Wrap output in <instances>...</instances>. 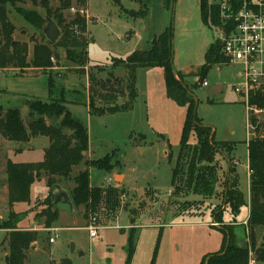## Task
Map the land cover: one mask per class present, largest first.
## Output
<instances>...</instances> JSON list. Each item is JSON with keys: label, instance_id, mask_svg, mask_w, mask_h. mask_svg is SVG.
<instances>
[{"label": "rangeland", "instance_id": "1", "mask_svg": "<svg viewBox=\"0 0 264 264\" xmlns=\"http://www.w3.org/2000/svg\"><path fill=\"white\" fill-rule=\"evenodd\" d=\"M118 1L119 6L112 0H87V14L85 11L83 14L76 0H70V8L64 11L66 18H72L77 12L88 16L86 65L79 57L80 50L74 51V56L71 57L66 50L54 48L52 67L49 70H26L23 75L18 70H0V108L18 109L24 124L29 121L28 101L48 102L49 98L58 99L64 91V98L68 101L67 109L88 130L89 156L84 155L85 161L96 162L107 155L112 157V160L108 158L113 165L109 173L94 164L88 168L90 185L102 187L108 182V174H115L114 186H117L106 188L121 192L120 220L104 224L105 228H101L96 221L94 229H97V236L90 239L84 228L90 225L89 220L86 222L83 215L77 212L67 214L66 218L47 226L44 217L47 206L43 202L48 189L42 184H33L30 196L35 199L28 206H19V211L9 212V215L17 216L14 226L18 231L36 229L31 231L37 234L34 243L36 249L31 250L30 247L28 250V264H200L206 253L212 254L219 250L217 236L213 234L217 230L208 225L212 223L210 214L214 216L220 213L223 192L217 195L216 201L209 204L210 196L203 192L194 194L192 188L187 187L184 180L186 170L181 166L176 179L179 186L169 193L185 109L167 98L163 70L159 67L137 69V98L132 111L103 116H91L87 112L88 74L93 73L101 80H122L128 75V71L124 65L113 68L111 59L125 60L133 52L148 51L152 40L169 27L173 31V67L178 73L190 70L184 75L183 82L192 90L198 102L197 117L204 126L211 128L217 143L234 144V152L218 153L212 165L200 166L201 169L208 167L214 172L209 190L213 191L218 179L223 188L225 176L232 168L229 175L234 178L233 186L230 187L237 191L239 180L240 191L242 194L246 192L249 171L245 141L264 136V132L261 129L256 133L253 125L248 127L250 122L242 99L234 93L236 79L233 67H225L220 72L211 67L205 78L207 86L202 83L193 88L198 80L195 77L197 68L203 65L204 52L218 39L216 32L202 24L198 0H175L168 7L163 0ZM218 1L209 0L211 4ZM51 4L56 7L58 0H53ZM16 7L25 11L34 10L45 21L41 29L36 28L25 22L18 11L8 7L9 19L15 27L13 37L27 43L29 56H32L35 43L47 42L42 34L46 25V13L39 7H33L30 0L17 4ZM83 64L85 68L79 66ZM50 80L53 83L51 89ZM121 83L119 90L124 97H119L118 104L127 98L124 88L127 83ZM100 106L102 105L95 101V108ZM256 118L257 124L264 127V117ZM38 138L40 139L32 142L37 150L36 154L40 152L45 139ZM13 146L16 144L1 142L0 152L6 155ZM224 149H228V146ZM222 155L228 160V172ZM5 162L2 155L0 188L6 183ZM86 169L84 162L73 167L71 177ZM209 171L202 170L200 176ZM119 172L125 175L124 184ZM197 185V191H205V183ZM5 201V195L0 193V253L6 250L2 243L6 233L3 225L9 218L5 212ZM246 216L247 210L242 207L234 218L229 210L223 212L221 217L224 223L229 219L234 220L232 222L235 224L234 232L239 246L247 244L244 235L246 223L242 225ZM99 220L101 221V217ZM56 222L57 227L62 230L56 233L55 243L49 245L46 229L55 226ZM215 223L218 229L231 226L222 225V221ZM10 232L11 230L7 231V235ZM131 236L133 253L129 257ZM32 252L34 253L31 254ZM0 264H3L1 254Z\"/></svg>", "mask_w": 264, "mask_h": 264}, {"label": "trees", "instance_id": "2", "mask_svg": "<svg viewBox=\"0 0 264 264\" xmlns=\"http://www.w3.org/2000/svg\"><path fill=\"white\" fill-rule=\"evenodd\" d=\"M26 0H0V70H25L45 71L52 67L51 59L54 56L53 49L61 48L67 51L69 56H74V51L80 50L79 57L85 65L87 59L88 39L86 37V17L83 15L87 0H76L77 6L83 14L75 13L72 18H66L64 11L70 8V0H58L56 7L52 6L53 0H30L33 7H39L46 13L60 29V36L54 43L34 44L32 56L28 59L29 48L25 42L14 39L15 27L7 16V7L10 6L18 11L25 22L41 29L45 23L34 12L17 8V4H23ZM119 6L118 0H112ZM175 0H163L166 7L172 5ZM200 17L204 26L212 29L219 24L218 8L209 0H199ZM18 9V10H17ZM172 40L173 31L169 27L158 38H154L151 47L146 52H133L125 60L111 59L113 68L124 65L128 75L121 80L107 82L101 80L95 74H88V114L91 116L113 115L132 110L137 98L136 71L139 68L159 67L163 70L165 93L168 99L177 106L185 109L184 120L179 140V151L175 166L172 170L171 186L176 190V179L181 166L185 167L184 180L188 188H192L194 194L204 193L211 196L210 182L214 178V172L201 165H212L215 156L224 151L233 152L234 146L227 143H217L211 128L203 125L197 117V100L192 90L184 84V75L174 70L172 63ZM221 44L214 41L204 54V64L198 69L197 84L204 83L205 78L215 65H222L224 58L221 53ZM84 64L79 65L85 68ZM85 66V67H84ZM75 69V68H74ZM127 83L124 87L127 98L121 104L118 99L123 98L119 88L121 82ZM53 83L50 80L49 89ZM50 93V90H49ZM95 101L102 105L95 108ZM68 101L64 98V91L58 99L49 98L48 102L28 101L29 121L23 123L18 109L4 110L0 108V137L12 143H27L31 139L44 137L48 140V147L44 150V158L40 163L34 164H6L7 200L11 207L16 203H29L31 186L44 180L48 189V196L43 202L47 206L44 212L47 226L52 225L57 219V211L52 212L51 195L60 185L72 181L74 188L70 198L75 209L83 207L85 220L95 219L102 224L109 223L115 218L121 208L119 199L121 192L104 187H91L88 168L94 164L97 168L109 173L113 166L110 163L112 157L107 155L96 162L85 161L83 153L88 151V131L86 125L75 118L67 109ZM249 105L264 110V87H260L249 94ZM257 133L263 129L254 118L250 119ZM72 136V138H70ZM193 137L195 142L190 143ZM228 146V149H224ZM230 146V147H229ZM249 176V217L245 227L247 244L239 246L235 235L234 226L219 228L221 245L217 252L205 255L200 264H249L252 257L254 264H264V136L252 139L247 145ZM108 158H111L108 160ZM184 161V162H183ZM85 164L86 170L71 177L73 167ZM183 162V163H182ZM202 170L209 171L202 173ZM232 173V168L230 172ZM205 183V191H197V184ZM225 203L229 211L235 216L246 205L243 194L230 187L232 180L226 184ZM209 198V197H208ZM17 216L9 215L8 222L3 225L4 229L11 230L8 234V255L5 264H24L26 253L31 245L37 240V234L31 231H18L14 226ZM222 213L214 215L216 222L222 221ZM234 218V217H233ZM132 239L130 237L128 256L133 253ZM62 264H68L63 262Z\"/></svg>", "mask_w": 264, "mask_h": 264}, {"label": "built area", "instance_id": "3", "mask_svg": "<svg viewBox=\"0 0 264 264\" xmlns=\"http://www.w3.org/2000/svg\"><path fill=\"white\" fill-rule=\"evenodd\" d=\"M215 5L219 24L211 30L218 34L225 65L235 70L234 93L242 98L248 127H252L251 118L264 117V110L249 105L250 92L264 87V0H219ZM95 222L91 219L86 228L90 238L97 233ZM249 264L254 261L250 259Z\"/></svg>", "mask_w": 264, "mask_h": 264}, {"label": "crops", "instance_id": "4", "mask_svg": "<svg viewBox=\"0 0 264 264\" xmlns=\"http://www.w3.org/2000/svg\"><path fill=\"white\" fill-rule=\"evenodd\" d=\"M198 9H199V15H200V3H199V0H198ZM9 8H11L10 6H8ZM8 7H7V16H8V18H9V12H8ZM13 9V8H12ZM85 13L87 14V10L85 9ZM200 19H201V17H200ZM10 20V19H9ZM11 22V21H10ZM202 22V21H201ZM12 23V22H11ZM87 23H88V16L86 15V25H87ZM13 24V23H12ZM203 24V23H202ZM13 26H14V24H13ZM204 54H205V52H204ZM31 58V55L29 56L28 55V59H30ZM203 64H204V55H203ZM225 67H228V66H226L225 65V62L222 64V65H220V66H218V65H215V66H213V68H217V71L218 72H220V71H222L223 70V68H225ZM212 68V69H213ZM197 69H199V68H197ZM29 70H31V69H29ZM26 71V70H25ZM24 71V72H25ZM38 71V70H37ZM209 71H211V69L209 70ZM190 72V70H188V69H185V70H182L180 73L181 74H183V75H185V74H187V73H189ZM24 73H21V75H23ZM235 79H236V77H235ZM106 81L108 82V81H110V80H107L106 79ZM66 82V81H65ZM205 82V81H204ZM236 82H237V80H236ZM206 83V82H205ZM204 86V85H203ZM207 86V85H206ZM234 87V86H233ZM240 97V96H239ZM241 98V97H240ZM242 99V98H241ZM242 101V103H243V100H241ZM244 104V103H243ZM133 109V108H132ZM132 111V110H131ZM88 112V111H87ZM130 112V111H129ZM126 113H128V112H126ZM185 115V114H184ZM184 118V117H183ZM202 121V120H201ZM88 131V130H87ZM249 136V134L246 132V137H248ZM40 138H35V139H31V140H29L27 143H14V144H16V146H13V148L11 147V150H9L8 151V153H5L6 155H4V153H1L0 152V157L3 155V157L5 158V169H6V164H7V162L9 161V162H11L12 164H34V163H40V162H42L43 161V158H44V150L48 147V145H49V143H48V140L45 138L44 139V144L42 143V146L43 147H41L40 148V152L38 153V154H36V151L37 150H35V148H34V145L32 144V142L33 141H36V140H39ZM4 141L5 142H7V143H12V142H8L7 140H5L4 138H2V137H0V143L2 142V143H4ZM190 141H191V143L193 144L194 142H195V140H194V138L193 137H191L190 138ZM218 142V141H217ZM248 142H249V140H246L245 141V146H246V148H247V145H248ZM228 143H231V144H233V142H228ZM233 146H234V144H233ZM234 152V151H233ZM85 154H87L88 156H89V146H88V151L86 152V153H84L83 155H85ZM247 156H248V153H247ZM223 159V164H224V167L226 166V168H227V172L229 171V164H228V160H226L224 157H223V155L221 156ZM231 157H232V155H231ZM87 158V157H86ZM237 162L235 163V165L237 166ZM2 170H3V167H1L0 168V173L2 172ZM247 170L249 171V169H248V157H247ZM119 175L123 178V184H124V179H125V175L124 174H122L121 172H119ZM115 174H112V175H110V174H108V182L106 183V185H104V186H102V187H104V188H106V187H108V186H110V187H113L114 186V181H115ZM249 176H250V172H249V174H247V179H248V185H247V187H246V192L245 193H243V198L245 199V202H246V205L244 206V208H246V210H247V216H246V218L243 220V222H242V225L243 224H245L246 222H247V219H248V217H249V197H250V192H249ZM171 178H172V173H171ZM232 178H234L233 176H230L229 175V173H227V175L225 176V179H224V183H225V185H224V187L222 188V187H220V182H219V180L220 179H218V177H217V179H218V182L215 184V186H214V189H213V192H212V195L208 198V203L209 204H212L213 203V201H216L217 200V195L219 194V193H222L223 192V195H222V207H221V209H220V213H222L223 214V212H225L226 210H229V206L225 203V198H224V196L226 195V192H227V189H226V184H228L229 182H231V180H232ZM239 179V178H238ZM5 181H6V178H5ZM170 182H171V179H170ZM34 184H42L44 187H46V183H45V181L44 180H39V181H37V182H35ZM61 186V189L63 190V191H65L68 195H69V197H70V194H71V191L73 190V188H74V184H73V182L72 181H70V182H67L66 184H63V185H60ZM91 186V185H90ZM117 186V184H115V186L114 187H116ZM118 186H119V184H118ZM32 187V186H31ZM92 187V186H91ZM31 189V188H30ZM46 189H47V187H46ZM171 189H173L172 188V186H171V183H170V191H169V193L171 192ZM238 191L239 192H241L240 191V189H239V180H238ZM0 193L2 194V195H5V198H6V201H5V203H6V205H7V208L5 209V212H7V215H9V212L11 211V210H14V211H19V209H20V207L19 206H24V205H26V206H28V203H16V204H13L11 207L8 205V200H7V186H6V183H4V185H2V188H0ZM242 193V192H241ZM48 194V193H47ZM54 194H57V190L55 191V193ZM48 196V195H47ZM46 196V197H47ZM46 197H44V199L46 198ZM35 198H31V196H30V194H29V203H30V201H33ZM71 199V198H70ZM53 205V204H52ZM57 211V222L61 219V218H66V215L67 214H71V213H73V212H77L79 215H83V207H79V208H77V209H75L74 207H73V211L71 212V213H65V212H61V211H59L58 209H56L55 207H54V205H53V208H52V212L53 211ZM122 211V207L119 209V211L117 212V214H116V216H115V218L114 219H112V221H110L109 223H116L117 222V220L119 219L120 220V214L122 213L121 212ZM121 212V213H120ZM229 213H230V211H229ZM59 217V218H58ZM210 217L212 218V223H210L209 225H208V227L209 228H214V229H216L217 231L216 232H214L213 234H215L216 236H217V242H218V248H220V245H221V234L219 233V231H218V226H217V224L215 223V220H214V216H211V214H210ZM232 220L233 219H229L228 220V222L227 223H224V221L222 220V225H231V226H235V224L232 222ZM86 222H87V220H85ZM234 221V220H233ZM57 222L55 223V226H53V227H51V228H49V229H46V232L49 234V236H48V244L49 245H53L54 243H55V238L57 237L56 236V233L57 232H60L61 230H62V228H59V227H57ZM131 225L132 224H134V223H130ZM99 225L100 226H102L101 228H105L106 227V225H104V224H102V222L100 221L99 222ZM104 225V226H103ZM85 229L87 228V226L86 227H84ZM18 230V229H17ZM35 231L36 229H28V231ZM7 231H10V230H7L6 229V233L4 234V236H3V239H2V243L4 244V246L6 247V250H4L2 253H0L1 254V257H2V261H3V264H5V258L7 257V255H8V235H7ZM27 231V230H26ZM244 232H245V228H244ZM88 236H89V234H88ZM96 236H97V234H96ZM96 236L95 237H93V238H90V239H95L96 238ZM54 237V241L52 242V243H50L49 242V240H50V238H53ZM36 242V241H35ZM34 242V243H35ZM34 243L31 245V250L32 249H36V246H34ZM29 253H30V251L28 252L27 251V253H26V259H25V262H24V264H28L29 262H28V260H30L29 259ZM34 252H32L31 254H33ZM209 253H211V252H208V253H206V254H209ZM205 254V255H206Z\"/></svg>", "mask_w": 264, "mask_h": 264}, {"label": "water", "instance_id": "5", "mask_svg": "<svg viewBox=\"0 0 264 264\" xmlns=\"http://www.w3.org/2000/svg\"><path fill=\"white\" fill-rule=\"evenodd\" d=\"M42 34L49 43H54L60 36V30L51 19L46 18V25L42 29ZM56 190L57 194H54ZM56 190L50 197L52 204L61 212L71 213L73 211V204L69 195L61 188H57ZM71 248L73 250L74 246L72 245Z\"/></svg>", "mask_w": 264, "mask_h": 264}]
</instances>
